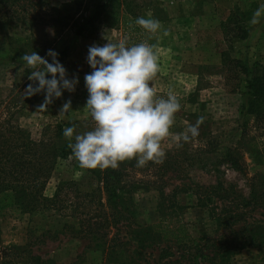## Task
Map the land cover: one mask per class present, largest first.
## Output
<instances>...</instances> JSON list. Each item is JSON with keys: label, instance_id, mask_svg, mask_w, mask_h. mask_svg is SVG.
<instances>
[{"label": "rangeland", "instance_id": "rangeland-1", "mask_svg": "<svg viewBox=\"0 0 264 264\" xmlns=\"http://www.w3.org/2000/svg\"><path fill=\"white\" fill-rule=\"evenodd\" d=\"M10 1L15 4L9 6V13H0V21H4L0 29V123L4 128L18 126L35 143L52 138L54 128L61 123H74L73 143L75 135L86 132L84 128L93 130L94 121L85 109L89 93L84 77L92 72L87 62L89 47L108 43L105 37L113 43L123 40L128 46L145 41L156 46L160 66L153 82L156 92L159 98H167V93L172 91L181 104L171 128L174 135L195 125L201 116L204 122L199 126L200 139L165 140L162 146L166 157L162 164L149 162L138 168L136 164L131 167L120 163L119 168L126 170L125 178L129 182L123 185L136 183L129 194L120 191L133 207L134 224L124 222L111 228L107 238L93 234L81 239L80 221L71 210L67 209L66 213L44 208L24 211L14 201V195L0 194V264H26L25 260L35 264L24 259L26 256L13 255L12 250L16 248L29 250L43 264H119L104 253L108 247L106 242L115 237L111 244L117 248L124 244L131 257L128 264H210L208 257L217 254L212 243L222 235L232 238L231 230L238 232L245 222L248 230L258 233L260 247L230 252L218 261L220 264H264V209L247 211L236 226L227 228L225 222L218 225L213 215L218 219L227 216L223 212L233 210L235 203L217 199L208 206L199 203V195H215L221 185L230 194L250 197L251 179H264V121L258 122L246 114L249 95L245 76L233 62L240 59L249 69L264 66V17L256 26L250 25V20L246 23L249 34L245 40L229 33L235 25L226 27L233 13L248 11L252 17L264 0H219L217 5L214 0H199L193 13L218 17L217 27H209L215 17L212 21L206 17L199 24L185 20L186 14L192 13L191 6L173 7L166 3L168 0H118L80 37L75 28L93 15L96 4L106 0H84L80 9L72 5L64 10L62 7L72 0ZM60 17L64 18L63 25L54 21ZM138 17L159 20L161 29L152 36L136 24ZM165 31L168 35H164ZM194 42H198L197 50L186 49ZM67 47L69 53L61 64L67 70V78L78 76L79 83L74 92L62 89V97L54 98L47 111H37L45 93L23 95L29 84L35 87L38 81L28 79L30 69L20 70L24 66L21 58L36 51L49 60L48 50L59 53ZM223 52L228 54L226 61H223ZM68 100L72 102L71 110L60 117L61 107ZM62 142L69 144L66 137L59 141ZM228 150L245 166L244 173L226 163ZM65 182H76L85 192L97 187V179L81 169L73 155L57 161L45 184L46 197L52 199ZM259 192L264 193L261 185ZM74 195L70 194L73 200ZM161 222L184 223L191 242L177 245L158 235H145L144 230L140 232L137 228V225L151 228ZM161 254L164 259L160 258Z\"/></svg>", "mask_w": 264, "mask_h": 264}, {"label": "trees", "instance_id": "trees-1", "mask_svg": "<svg viewBox=\"0 0 264 264\" xmlns=\"http://www.w3.org/2000/svg\"><path fill=\"white\" fill-rule=\"evenodd\" d=\"M117 1L106 0L105 2L96 4L93 15L86 18L82 24L75 28L76 35L80 37L86 31L92 29L95 23L101 19L105 10ZM11 2L10 0H0V13H9V6L15 4H11ZM41 2L39 1L38 3ZM83 3L84 0H72V2L65 4L62 8L64 10L72 5H76L77 9H80ZM234 18H236L235 22H233ZM250 19L251 14L248 11L238 10L230 16L226 27L235 25L233 29L229 30V33H234L235 38L239 40H245L249 34L246 23ZM54 21L62 25L65 23L63 17L56 18ZM3 22L0 21V29H2ZM68 53V47L58 53L60 63L64 61ZM227 57L228 54L223 52V61H226ZM48 61L49 63L52 62L51 59ZM233 62L235 68H239L240 73L245 76V89L249 95L248 104L245 107L246 114L254 116L258 122H263L264 66L255 65L252 69H249L240 59H235ZM47 78L51 79V75L49 74ZM156 95L157 98L160 97L157 92ZM72 124L74 123L67 125L62 123L58 124L53 130L55 133L52 138H45L35 143L22 128L17 126L12 129H6L0 123V194L11 193L14 195V201L24 211H35L44 208L55 209L61 213H66L67 209L71 210L73 215L80 221L78 234L81 239H86L89 235L93 234L97 235L98 238L100 235V238L104 239L109 237L110 233L108 234V231L111 228H116L124 222L134 224L132 216L133 207L127 204L121 192L124 191L126 194H129L131 189L136 186V183L127 186L129 182L126 181V170L124 168H108L103 171L100 169H86L97 179V187L91 192L81 190L79 184L76 182H65L57 188L52 199L47 198L44 194L45 184L52 169L55 168L60 158L66 159L72 156V150L68 147V143H59V141L61 142L65 138L63 135L65 126L72 127ZM84 130L86 132L90 131L88 128H84ZM196 138L200 139L201 137L198 135ZM225 161L232 169L238 170L241 173L245 172V166L233 155L231 150H228L226 153ZM135 162L136 160H131L122 163L133 167L136 164ZM125 181L128 184L123 185ZM251 184L250 197H245L241 194L237 195L236 193L230 194L221 185L216 189L217 194L215 195H199V203L201 202L202 206H208L215 199L221 202L235 203V206L232 208L233 210H225L223 212L227 216L223 215L218 219V217L216 218V214L213 215L218 221V225H222L225 222L227 228H232L243 219L247 211L255 212L258 209H264V193L259 192L260 185L263 186L264 190V179L253 177ZM198 187H200V184L197 183ZM73 193L75 194V200L70 196ZM245 226L246 222L238 232L231 230L230 235H232V238L222 235L218 241L212 243V247L216 248L215 251H217V254L208 257L210 264H220L218 259H224L226 254L230 252L234 254L247 248L260 247L261 242L257 238L258 233L250 228L248 230ZM137 228L141 230L140 232L144 230L145 235H158L162 240H171L177 245L191 242L190 234L184 223L173 225L161 222L151 228L143 229L138 225ZM116 239L115 237L109 240V242H106L108 247L104 248V253L112 262L119 264L131 263V257L127 254L124 244L121 243L118 248L111 244ZM12 254L21 258L26 256L27 258L24 259H30L35 264H43L42 259L37 256H32L29 250L20 251L16 248L12 250ZM160 258L164 259L162 254ZM25 263L30 264L28 260H25Z\"/></svg>", "mask_w": 264, "mask_h": 264}, {"label": "clouds", "instance_id": "clouds-1", "mask_svg": "<svg viewBox=\"0 0 264 264\" xmlns=\"http://www.w3.org/2000/svg\"><path fill=\"white\" fill-rule=\"evenodd\" d=\"M261 17H264V4L254 11L250 25H259ZM135 22L152 36L161 29L156 19L138 17ZM105 38L109 42L103 46L89 47L87 62L92 72L84 77L89 93L85 109L94 121V129L75 135L73 143L75 126L66 127L63 135L69 140L68 147L81 169H118L120 163L131 160H136L138 168L149 162L162 164L166 157L163 142L169 138L189 142L199 135L204 117L174 135L171 128L181 104L172 91L167 93V98H157L153 84L160 71L156 46L146 41L128 46L123 40L113 43ZM47 55L51 63L36 51L26 53L21 58L24 66L20 69H30L28 79L38 81V86H27L24 96L45 93L37 110L42 112L47 111L54 98L62 97V89L74 92L79 83L78 76L67 78L57 52L50 49ZM49 74L51 79L47 78ZM71 107V100L66 101L59 116L69 113Z\"/></svg>", "mask_w": 264, "mask_h": 264}, {"label": "crops", "instance_id": "crops-1", "mask_svg": "<svg viewBox=\"0 0 264 264\" xmlns=\"http://www.w3.org/2000/svg\"><path fill=\"white\" fill-rule=\"evenodd\" d=\"M198 1L199 0H168V2L166 1V3H168L169 5H172L173 7H177L178 5L179 6L185 5L188 8L189 6H191L192 13H189V14L187 13L186 15H188V16L185 18V20H191V21H194L196 24L197 23L199 24L201 21L202 22L205 21L206 17H208V16H206L205 14L193 13L195 6L197 5V3H199ZM214 1H215V4L217 5L219 0H214ZM233 6H234V4H233ZM179 15H182V13H180ZM182 16H180V17L182 18ZM214 17L216 19L218 18L216 16H214ZM214 17H210V18L208 17L207 19L209 21H212L214 19ZM216 19L214 20L215 22L213 24L211 23V25L209 27H211V26L217 27L218 24L220 25V22H219L220 20H218V19L216 20ZM196 33H197V30L195 31V35H196ZM182 47L185 48V46H182ZM197 47H198V42H194L193 45L186 46V49L189 48L190 51H195V50H197Z\"/></svg>", "mask_w": 264, "mask_h": 264}]
</instances>
